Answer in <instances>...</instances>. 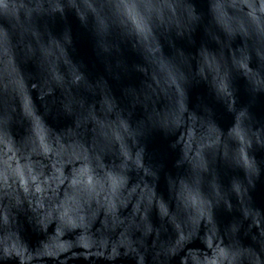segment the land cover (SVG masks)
<instances>
[{
    "label": "water",
    "instance_id": "1",
    "mask_svg": "<svg viewBox=\"0 0 264 264\" xmlns=\"http://www.w3.org/2000/svg\"><path fill=\"white\" fill-rule=\"evenodd\" d=\"M0 264H264V0H2Z\"/></svg>",
    "mask_w": 264,
    "mask_h": 264
},
{
    "label": "clouds",
    "instance_id": "2",
    "mask_svg": "<svg viewBox=\"0 0 264 264\" xmlns=\"http://www.w3.org/2000/svg\"><path fill=\"white\" fill-rule=\"evenodd\" d=\"M155 134L158 136H163V130L162 129H155ZM193 225H195V222H193Z\"/></svg>",
    "mask_w": 264,
    "mask_h": 264
},
{
    "label": "snow or ice",
    "instance_id": "3",
    "mask_svg": "<svg viewBox=\"0 0 264 264\" xmlns=\"http://www.w3.org/2000/svg\"><path fill=\"white\" fill-rule=\"evenodd\" d=\"M0 2H2V0H0Z\"/></svg>",
    "mask_w": 264,
    "mask_h": 264
}]
</instances>
